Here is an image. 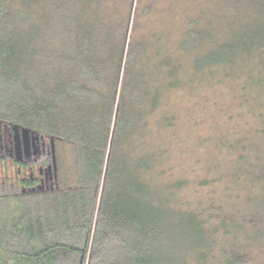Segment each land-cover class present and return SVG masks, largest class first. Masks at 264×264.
<instances>
[{
  "label": "trees",
  "instance_id": "1",
  "mask_svg": "<svg viewBox=\"0 0 264 264\" xmlns=\"http://www.w3.org/2000/svg\"><path fill=\"white\" fill-rule=\"evenodd\" d=\"M114 1L0 0V127L46 143L41 162L53 166L49 183L0 185V264H204L215 242L216 230L144 181L156 159L139 148L161 66L127 41ZM185 35L184 52L202 50L196 72L264 52V26L212 50L203 27Z\"/></svg>",
  "mask_w": 264,
  "mask_h": 264
},
{
  "label": "rangeland",
  "instance_id": "2",
  "mask_svg": "<svg viewBox=\"0 0 264 264\" xmlns=\"http://www.w3.org/2000/svg\"><path fill=\"white\" fill-rule=\"evenodd\" d=\"M128 2L112 3L119 17L129 16L127 41L144 43L150 67L161 66L152 81L160 103L138 149L156 159L144 181L173 209L217 231L204 264H264V52L196 72L192 62L202 50L181 49L191 27L209 31V50L263 27L264 0ZM168 82L177 85L168 89ZM5 164L0 180L13 184V165ZM32 171L39 177L38 166ZM29 175L24 170L20 178ZM221 220L226 227L219 228ZM188 264L199 263L191 255Z\"/></svg>",
  "mask_w": 264,
  "mask_h": 264
},
{
  "label": "flooded vegetation",
  "instance_id": "3",
  "mask_svg": "<svg viewBox=\"0 0 264 264\" xmlns=\"http://www.w3.org/2000/svg\"><path fill=\"white\" fill-rule=\"evenodd\" d=\"M46 149V143H34L29 139L22 141L20 136H14L12 131L0 127V169H4L5 162H8L13 167L14 164H17L19 167L17 171L20 172L21 164H23L25 167L28 166L29 171H31L30 177H32L33 165L42 161V156L45 154ZM42 176H44V181H48L51 178L49 171L41 169L39 170V177L42 179ZM0 185H4L3 180H0Z\"/></svg>",
  "mask_w": 264,
  "mask_h": 264
},
{
  "label": "crops",
  "instance_id": "4",
  "mask_svg": "<svg viewBox=\"0 0 264 264\" xmlns=\"http://www.w3.org/2000/svg\"><path fill=\"white\" fill-rule=\"evenodd\" d=\"M21 138V137H20ZM25 139L27 140V139H29V140H32L34 143H40V142H42V141H39V140H37V139H33L32 137H25ZM24 159V158H23ZM5 166L6 165H4V169H3V171L5 170ZM38 166V169L39 170H45V171H49L50 172V180H48V181H44V176H42V181H44L45 183H49V182H51L52 181V171H53V166H52V164H50V163H43V162H39V164H36V165H33V168L34 167H37ZM25 166H23V167H21L20 169H21V171L20 172H18L17 170H18V166H17V164L15 165L14 164V174H15V179H16V181H14L13 182V184H11V183H7V182H5L4 181V186H2V188H3V191H6V187L8 186L9 187V189L10 190H15L16 189V187L17 188H19V189H21V186H20V181L23 179V178H20L21 176H20V174H21V172L22 171H24V170H28L29 171V169H28V166L27 167H25ZM30 172V174H31V171H29ZM28 177H30V175L28 176Z\"/></svg>",
  "mask_w": 264,
  "mask_h": 264
},
{
  "label": "water",
  "instance_id": "5",
  "mask_svg": "<svg viewBox=\"0 0 264 264\" xmlns=\"http://www.w3.org/2000/svg\"><path fill=\"white\" fill-rule=\"evenodd\" d=\"M23 135H24L25 137H29V136H28V134H27V133H25V132H23Z\"/></svg>",
  "mask_w": 264,
  "mask_h": 264
}]
</instances>
